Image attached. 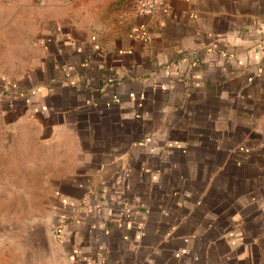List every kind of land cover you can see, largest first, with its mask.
Wrapping results in <instances>:
<instances>
[{
  "label": "crops",
  "instance_id": "0c3cea01",
  "mask_svg": "<svg viewBox=\"0 0 264 264\" xmlns=\"http://www.w3.org/2000/svg\"><path fill=\"white\" fill-rule=\"evenodd\" d=\"M134 1L0 0V184L70 264H264V0Z\"/></svg>",
  "mask_w": 264,
  "mask_h": 264
},
{
  "label": "rangeland",
  "instance_id": "374dc122",
  "mask_svg": "<svg viewBox=\"0 0 264 264\" xmlns=\"http://www.w3.org/2000/svg\"><path fill=\"white\" fill-rule=\"evenodd\" d=\"M38 176L30 182L21 167L1 175L0 264H70L53 232L57 206Z\"/></svg>",
  "mask_w": 264,
  "mask_h": 264
},
{
  "label": "built area",
  "instance_id": "2783aa9c",
  "mask_svg": "<svg viewBox=\"0 0 264 264\" xmlns=\"http://www.w3.org/2000/svg\"><path fill=\"white\" fill-rule=\"evenodd\" d=\"M165 0H135L133 13L137 17L150 18L158 13Z\"/></svg>",
  "mask_w": 264,
  "mask_h": 264
},
{
  "label": "trees",
  "instance_id": "16d2710c",
  "mask_svg": "<svg viewBox=\"0 0 264 264\" xmlns=\"http://www.w3.org/2000/svg\"><path fill=\"white\" fill-rule=\"evenodd\" d=\"M57 230H58V227H57Z\"/></svg>",
  "mask_w": 264,
  "mask_h": 264
}]
</instances>
